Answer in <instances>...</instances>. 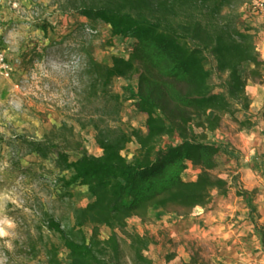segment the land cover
<instances>
[{
  "label": "trees",
  "instance_id": "trees-1",
  "mask_svg": "<svg viewBox=\"0 0 264 264\" xmlns=\"http://www.w3.org/2000/svg\"><path fill=\"white\" fill-rule=\"evenodd\" d=\"M247 2L59 0L64 12L108 23L129 48L126 54L112 53L110 60H99L87 51L92 77L89 94L102 97L105 110L80 122L94 127L102 152H80L81 141L67 121L40 137L25 133L13 137L19 141L18 152L36 156L27 163L22 157L12 160L13 168L22 174L33 169L34 174V163L45 168L44 159H50L59 168L51 178L66 193L81 184L91 194L88 202L73 206L71 226L44 212L39 234L29 235L26 243L35 257L42 252L46 257L32 264H64L60 246L46 239L44 227L60 238L71 264H128L124 242L131 248L132 264H154L145 252L152 235L131 225L129 217L151 221L157 206L184 214L209 203L215 190L229 191L231 178L222 169L228 150L215 129L222 111L248 110L253 103L242 74L246 61L259 60L256 26L241 24V8ZM37 23L45 32L57 28L56 22L46 18ZM117 77L128 81L134 107L146 115L147 131L110 119L117 120L122 110V94L114 89ZM261 114L264 117V109ZM133 141L137 146L129 157L125 150ZM190 162L199 171L186 178ZM103 225L111 229L106 237ZM256 225L264 242V224Z\"/></svg>",
  "mask_w": 264,
  "mask_h": 264
},
{
  "label": "rangeland",
  "instance_id": "rangeland-1",
  "mask_svg": "<svg viewBox=\"0 0 264 264\" xmlns=\"http://www.w3.org/2000/svg\"><path fill=\"white\" fill-rule=\"evenodd\" d=\"M255 2L248 0L242 6L241 24H256L261 30L264 18L255 8ZM58 4L59 0H0V264H32L44 260L45 252L35 257L26 243L29 235L35 238L39 234L38 224L43 223L44 212L54 213L68 227L74 223L73 206L91 199L84 185H73L68 194L54 182L51 176L59 168L50 159H44L45 168L34 163V174L33 169L22 174L13 168L14 159L22 157L27 163L36 158L34 154L18 152L19 141L13 137L17 133L40 137L54 125L67 121L74 126L76 137L81 141L80 152H102L94 127H83L80 122V118L87 120L105 110L103 98L89 94L92 77L87 51L90 49L99 60H110L112 53L126 54L129 48L127 42L111 31L108 23L101 19L91 21L77 12H64ZM44 18L56 22L57 28L45 32L37 23ZM257 35L262 37L261 32ZM33 54H36L34 60ZM127 83L124 78L115 79L114 89L122 94V110L117 120L112 116L110 119L129 129L131 124L145 129L146 115L134 107ZM137 84V79L133 80L135 88ZM226 118L227 113L221 112L223 123ZM216 137L224 142L221 136ZM136 146L137 142L133 141L126 148L129 157ZM156 215L154 208L151 221H143L138 215L128 219L141 232L147 230L153 244L158 238L145 223L154 222ZM86 229L90 232V228ZM44 232L47 240L60 246L64 264H71L60 238L47 227ZM110 232V227L102 226L104 237ZM151 244L145 250L150 256ZM41 246H44L42 242ZM124 248L125 259L132 264L131 248L126 242Z\"/></svg>",
  "mask_w": 264,
  "mask_h": 264
},
{
  "label": "crops",
  "instance_id": "crops-1",
  "mask_svg": "<svg viewBox=\"0 0 264 264\" xmlns=\"http://www.w3.org/2000/svg\"><path fill=\"white\" fill-rule=\"evenodd\" d=\"M255 30L262 34L257 35L259 60L246 61L242 68L253 103L248 110H224L226 121L215 129L228 150L222 169L231 178L230 189L215 190L209 203L184 214L155 207L154 222L145 223L158 238L151 244L154 264H264L256 225L264 224V26ZM245 119L251 123L242 124ZM188 168L186 178L199 171L192 162Z\"/></svg>",
  "mask_w": 264,
  "mask_h": 264
},
{
  "label": "built area",
  "instance_id": "built-area-1",
  "mask_svg": "<svg viewBox=\"0 0 264 264\" xmlns=\"http://www.w3.org/2000/svg\"><path fill=\"white\" fill-rule=\"evenodd\" d=\"M255 8L260 12L261 16L264 18V0H256L255 2ZM3 59V56L1 57ZM5 66H8L5 62H4ZM6 73L9 74V71L6 70ZM189 168H187L184 172V176H186V173L188 171Z\"/></svg>",
  "mask_w": 264,
  "mask_h": 264
},
{
  "label": "clouds",
  "instance_id": "clouds-1",
  "mask_svg": "<svg viewBox=\"0 0 264 264\" xmlns=\"http://www.w3.org/2000/svg\"><path fill=\"white\" fill-rule=\"evenodd\" d=\"M0 232H2V230H0Z\"/></svg>",
  "mask_w": 264,
  "mask_h": 264
}]
</instances>
